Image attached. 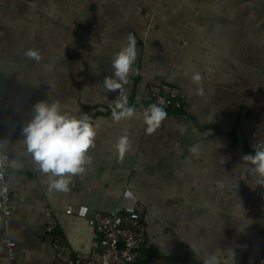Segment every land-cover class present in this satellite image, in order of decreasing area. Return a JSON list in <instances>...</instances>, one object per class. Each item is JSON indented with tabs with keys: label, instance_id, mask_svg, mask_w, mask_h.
<instances>
[{
	"label": "crops",
	"instance_id": "0c3cea01",
	"mask_svg": "<svg viewBox=\"0 0 264 264\" xmlns=\"http://www.w3.org/2000/svg\"><path fill=\"white\" fill-rule=\"evenodd\" d=\"M129 36L135 58L123 87L135 112L113 121L120 94L102 85ZM159 82L181 87L185 108L148 133L149 86ZM0 98L13 196L12 213L0 210V264H9L6 238L15 241L17 264H54L47 206L73 249L91 252L101 237L90 219L138 202L148 240L135 264H193L183 260L191 256L229 264L236 244L264 264V238H250L264 229V181L243 160L264 147V0H7ZM41 99L86 115L95 137L65 191L49 190V175L23 143L21 129ZM121 136L124 153L116 149Z\"/></svg>",
	"mask_w": 264,
	"mask_h": 264
},
{
	"label": "clouds",
	"instance_id": "9594fccd",
	"mask_svg": "<svg viewBox=\"0 0 264 264\" xmlns=\"http://www.w3.org/2000/svg\"><path fill=\"white\" fill-rule=\"evenodd\" d=\"M34 56V53H27ZM135 58V39L129 36L126 47L116 55L109 66L111 79L104 80L102 88L108 94H120L115 100L116 111L110 113L113 121L134 115L135 109L127 106L124 85L132 71ZM199 79V77H196ZM167 117L166 111L152 104L144 113L146 131L151 133ZM23 143L42 173L49 175V190L65 191L71 181L80 176L93 148L95 137L87 116H74L58 101L37 100L32 106L30 120L21 129ZM129 145L128 137L121 136L116 149L124 153ZM249 169L264 181V147L257 146L254 154L245 155ZM214 264V261H213Z\"/></svg>",
	"mask_w": 264,
	"mask_h": 264
},
{
	"label": "built area",
	"instance_id": "2783aa9c",
	"mask_svg": "<svg viewBox=\"0 0 264 264\" xmlns=\"http://www.w3.org/2000/svg\"><path fill=\"white\" fill-rule=\"evenodd\" d=\"M7 0H0V6ZM151 105L162 107L167 115L185 108L186 95L181 87L170 82L149 86ZM3 101L0 98V107ZM7 139L0 134V210L12 213L13 196L8 183ZM45 232L52 240L55 252L54 264H135L144 256L148 240L145 206L138 202L132 210L121 209L117 213L97 212L90 224L101 237L100 245L91 252H77L61 233L55 210L47 206ZM9 264H17L15 241L6 238Z\"/></svg>",
	"mask_w": 264,
	"mask_h": 264
},
{
	"label": "rangeland",
	"instance_id": "374dc122",
	"mask_svg": "<svg viewBox=\"0 0 264 264\" xmlns=\"http://www.w3.org/2000/svg\"><path fill=\"white\" fill-rule=\"evenodd\" d=\"M252 241H260L264 238V229H260L258 237L257 235L255 236H251L250 237ZM243 248V249H242ZM258 254L259 255H263L264 254V244L258 245ZM244 249H246V245L243 244L238 246L236 244V246L234 248H230V263L229 264H253V260L248 258V252L244 251Z\"/></svg>",
	"mask_w": 264,
	"mask_h": 264
},
{
	"label": "trees",
	"instance_id": "16d2710c",
	"mask_svg": "<svg viewBox=\"0 0 264 264\" xmlns=\"http://www.w3.org/2000/svg\"><path fill=\"white\" fill-rule=\"evenodd\" d=\"M183 260H187V261L193 262V264H206V263H202V262L198 261L197 259L193 258L192 256L191 257H186Z\"/></svg>",
	"mask_w": 264,
	"mask_h": 264
}]
</instances>
